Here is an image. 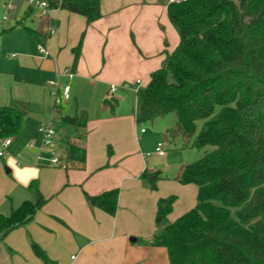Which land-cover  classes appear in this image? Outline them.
Segmentation results:
<instances>
[{
    "label": "crops",
    "instance_id": "crops-1",
    "mask_svg": "<svg viewBox=\"0 0 264 264\" xmlns=\"http://www.w3.org/2000/svg\"><path fill=\"white\" fill-rule=\"evenodd\" d=\"M156 1L159 11L149 7ZM9 3L0 0V8L6 9L0 21V105L20 111L22 120L0 155V214L26 199L42 196L46 201L30 220L0 238V264H169L164 247L145 243L157 230V200L176 195L167 216L171 222L194 206L196 187L176 180L180 164L172 177L164 174L156 189H149L142 172H155V164L165 163V149L162 156L154 152L159 136L146 135L143 127L138 130L136 114H118L117 105L111 110L103 104L110 85L130 81L135 87L137 80L144 85L176 47L178 35L167 17V1L100 0L101 16L89 24L65 9L51 8L48 16L36 17L26 3L12 4L14 10L7 8ZM157 19L169 24L171 40L153 25ZM81 35L73 67V48ZM64 84H69L70 97L56 106L54 93ZM80 111H86L87 123L76 139L75 127L61 116ZM42 123L55 130L58 154L67 141H75L85 148L84 162L61 157L67 168L53 166L33 141L29 150L26 143L37 140ZM9 157L20 172L9 166ZM34 169L38 177L27 186L17 179L29 177ZM32 182L36 187L29 186ZM111 188H118L114 215L87 203L85 194Z\"/></svg>",
    "mask_w": 264,
    "mask_h": 264
},
{
    "label": "trees",
    "instance_id": "trees-1",
    "mask_svg": "<svg viewBox=\"0 0 264 264\" xmlns=\"http://www.w3.org/2000/svg\"><path fill=\"white\" fill-rule=\"evenodd\" d=\"M46 1L84 16L87 24L101 16L100 0ZM166 13L178 43L135 90V121L152 123L174 113L175 123L165 130L168 142L209 150L176 177L196 187L194 206L170 222L176 196L159 197L157 230L145 243L164 247L169 264H264V0H179L167 2ZM81 41L82 35L73 48V67ZM103 104L113 110L117 99L110 95ZM21 120L20 111L0 105V139L15 136ZM61 120L75 127L76 139L84 134L86 111ZM200 120L203 129L197 131ZM59 156L83 163L85 148L67 141ZM141 178L156 189L159 172L144 170ZM117 197L118 188L85 194L90 206L110 215ZM45 201L26 199L0 214V238L30 220Z\"/></svg>",
    "mask_w": 264,
    "mask_h": 264
},
{
    "label": "rangeland",
    "instance_id": "rangeland-1",
    "mask_svg": "<svg viewBox=\"0 0 264 264\" xmlns=\"http://www.w3.org/2000/svg\"><path fill=\"white\" fill-rule=\"evenodd\" d=\"M9 2H11L15 7H17L18 5H20L19 7H21V5H25L24 0H9ZM160 5L161 3L156 1L155 3L150 4L149 7L150 9H156L155 7H157L159 11ZM5 14H6V9L0 8V21ZM153 25L160 31V33L165 38L167 39L170 38L169 40L173 38V36L167 37L170 26L167 22H165V20L157 19L153 22ZM124 84H127L128 86L125 87ZM115 86L117 90L114 92V95H115V98H117L119 102L116 107L117 113L123 114V115L127 114L131 116L135 115L137 113L138 100H137L135 89L132 83H130V81H127V82H124L123 84H119V83L115 84ZM217 111L218 110L216 109L215 115L217 114ZM175 120H176V115L174 113H170L163 118H157L152 123H149V122H144L141 124L136 123V127L138 130L141 127H143L146 130V135H149L153 138H155L154 136H159V140L163 148L166 151L165 163L160 164V165L159 164L154 165V171L160 172L159 178L156 180L155 184L158 182V180H160L164 176V174H168V176L172 177L173 174L177 172L180 164H187V163L193 162L194 160H197L198 158H200L205 153V150H209V147L200 148V149L196 147H181L180 145L181 143L179 139H176L173 144L169 143L168 140L163 136V133L167 127H170L175 123ZM202 129H203V121L200 120L197 123V131H200ZM37 137H38L37 140L29 139L26 143L27 147L31 141L34 142V145L36 146L39 145V141H40L39 132L37 133ZM29 150H32V149L29 148ZM146 166L148 168L150 167L149 165H146ZM4 171H6L5 168H4ZM142 180L146 182V184H148L149 189L154 190L149 186V183H147L145 179H142Z\"/></svg>",
    "mask_w": 264,
    "mask_h": 264
},
{
    "label": "built area",
    "instance_id": "built-area-1",
    "mask_svg": "<svg viewBox=\"0 0 264 264\" xmlns=\"http://www.w3.org/2000/svg\"><path fill=\"white\" fill-rule=\"evenodd\" d=\"M28 7L34 9V13L36 17H45L49 15L50 7L46 0H24ZM167 2H177L179 0H166ZM7 8L9 10H14V7L12 4H7ZM50 32H53V30H49ZM38 49L41 52H45L44 46L41 44L37 45ZM73 76L72 72H67V77L71 78ZM51 84H53L52 81H50ZM142 83L140 80H137L135 83L134 89L136 90L138 86H140ZM61 88L60 93L55 92L54 93V104L56 106L60 105L62 101L67 100L69 96V84H64L59 86ZM116 86L114 84L110 85L109 87V94L111 96H114V92L116 91ZM37 131L40 134V144L38 146L39 151H44L46 154H48V157L45 159L50 165L53 166H61L65 167L66 163L63 159L60 158L56 147H55V130L51 125L48 123H42L37 127ZM141 131H144L142 128ZM8 145V139H0V155L4 153V149ZM32 142L29 143V146H32ZM154 152L162 156L164 155V148L162 144L159 142L155 146ZM42 158V157H41Z\"/></svg>",
    "mask_w": 264,
    "mask_h": 264
},
{
    "label": "clouds",
    "instance_id": "clouds-1",
    "mask_svg": "<svg viewBox=\"0 0 264 264\" xmlns=\"http://www.w3.org/2000/svg\"><path fill=\"white\" fill-rule=\"evenodd\" d=\"M9 166L13 167L14 172H20V169L15 167V160L14 158L9 157L8 159ZM38 177V170L34 169L30 172L29 177L25 176H18L17 179L23 183L25 186L30 182V179H35Z\"/></svg>",
    "mask_w": 264,
    "mask_h": 264
},
{
    "label": "water",
    "instance_id": "water-1",
    "mask_svg": "<svg viewBox=\"0 0 264 264\" xmlns=\"http://www.w3.org/2000/svg\"><path fill=\"white\" fill-rule=\"evenodd\" d=\"M131 240H133V239L131 238Z\"/></svg>",
    "mask_w": 264,
    "mask_h": 264
}]
</instances>
